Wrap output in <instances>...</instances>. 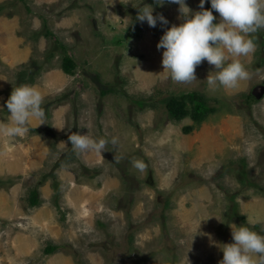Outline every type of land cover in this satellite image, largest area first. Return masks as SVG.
<instances>
[{
  "label": "rangeland",
  "instance_id": "rangeland-1",
  "mask_svg": "<svg viewBox=\"0 0 264 264\" xmlns=\"http://www.w3.org/2000/svg\"><path fill=\"white\" fill-rule=\"evenodd\" d=\"M108 2L0 0V128L19 84L41 91L46 113L24 134L0 131V264H219L230 226L264 218V28L253 53L229 56L249 78L212 91L207 61L197 80L165 78L156 45L181 22L178 5ZM147 5L169 24L137 21ZM65 54L73 74L60 67ZM192 91L213 110L172 118L165 100ZM79 132L118 144L76 154L67 142ZM251 227L264 234V223Z\"/></svg>",
  "mask_w": 264,
  "mask_h": 264
},
{
  "label": "clouds",
  "instance_id": "clouds-1",
  "mask_svg": "<svg viewBox=\"0 0 264 264\" xmlns=\"http://www.w3.org/2000/svg\"><path fill=\"white\" fill-rule=\"evenodd\" d=\"M155 2L178 5V19L181 20L167 27L156 45L157 49H163L161 64L163 70H167L165 78L177 83L197 80L196 67L204 61L214 68V74L206 77L212 91L237 89L249 78L245 65L239 59L229 60V56H248L255 51L252 34L264 28V0H209L211 10L204 8L205 0H199V11L190 9L185 0ZM111 3L113 0L106 5ZM212 10L219 14V22L214 23L217 17ZM136 20L150 27H156L158 22L169 24L162 14L153 15L151 5L139 7ZM43 104L44 96L37 87L19 84L6 101L10 123L0 131L15 137L29 131L27 125L31 120L39 121L36 126L44 123ZM67 144L76 154L95 152L102 156L108 144H118V138L97 139L79 132L68 135ZM132 165L140 172L147 169L143 160H134ZM258 223H264V218L250 217L244 224L230 226L232 242L219 246L223 253L219 264H264V234L251 227Z\"/></svg>",
  "mask_w": 264,
  "mask_h": 264
},
{
  "label": "trees",
  "instance_id": "trees-1",
  "mask_svg": "<svg viewBox=\"0 0 264 264\" xmlns=\"http://www.w3.org/2000/svg\"><path fill=\"white\" fill-rule=\"evenodd\" d=\"M61 69L66 74H73L75 64L68 55H63L61 58ZM32 75H30L31 78ZM22 73H18V82L26 81L23 79ZM31 81L28 79L27 81ZM246 98H251V95H246ZM189 104V106H187ZM165 106L167 107L168 114L174 119H181L185 115H189L198 122L204 119L208 112L213 110V107L208 105L201 95L196 92H185L178 96H170L165 100ZM37 192L33 190L30 194V203L35 205L38 203ZM56 249L55 245L45 248L47 253H50Z\"/></svg>",
  "mask_w": 264,
  "mask_h": 264
}]
</instances>
